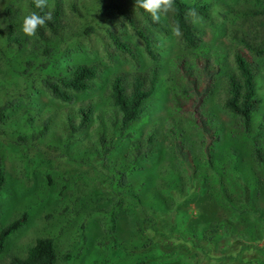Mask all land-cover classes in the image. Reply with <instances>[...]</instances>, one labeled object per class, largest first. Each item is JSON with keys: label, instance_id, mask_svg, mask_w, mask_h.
Instances as JSON below:
<instances>
[{"label": "rangeland", "instance_id": "rangeland-1", "mask_svg": "<svg viewBox=\"0 0 264 264\" xmlns=\"http://www.w3.org/2000/svg\"><path fill=\"white\" fill-rule=\"evenodd\" d=\"M55 1L48 0V11ZM106 1L59 0V33L42 27V36L37 31L36 37H28L22 23L33 12L30 0H0V108L5 106L0 117L5 178L0 228L24 212L28 216L7 240L0 263L11 255L24 256L39 237L53 240L57 264L127 261L128 254L113 253L107 244L111 236L149 256L157 250L144 249L153 233L143 210L153 207L164 210L157 221L163 230L174 232L167 241L186 249L163 264H264V168L253 156V142L264 149V57L243 45L264 44L256 0H199L210 4V17L203 21L197 16L194 25L202 42L194 51L178 41L166 16L159 23L151 20L152 25L142 18L136 1L117 0L151 34L159 54L158 90L129 126L142 151L147 136L153 135V154L135 163L109 88L115 73L137 68L109 45L101 27L111 24L108 17L139 53V69H148L152 61L125 18L116 11L100 12ZM6 5L13 8L11 21L3 13ZM9 22L18 43L7 38ZM87 23L95 31L82 35ZM237 51L250 55L263 98L248 137L240 119L224 105ZM184 59L182 65L192 66L191 72L179 65ZM94 62L102 66L98 78L88 91L73 93L70 102L54 98L42 84L48 74L69 75L68 66ZM185 86L192 94L184 92ZM87 103L93 104L92 120L72 132L69 119L77 124L78 109ZM45 123L48 130L42 134ZM120 170L126 173L125 185L140 190V203L120 195L122 184L111 183L110 174L119 179ZM252 208L258 213L244 211Z\"/></svg>", "mask_w": 264, "mask_h": 264}, {"label": "trees", "instance_id": "trees-1", "mask_svg": "<svg viewBox=\"0 0 264 264\" xmlns=\"http://www.w3.org/2000/svg\"><path fill=\"white\" fill-rule=\"evenodd\" d=\"M134 2L136 0H133ZM259 10L257 13L262 15V23L264 25V0H256ZM29 5L31 9L37 13L40 12L39 9L35 7L33 0H30ZM176 11L174 13H169L166 18L172 27L179 25L180 35H175L178 37V41L183 45L184 48L194 51L200 47L202 42L201 32L196 28L193 23V18L190 15L191 10H195L196 17H200L203 21L210 17L208 12L210 4L202 1L189 2L186 0H175ZM142 13V18L146 21H151L150 14L143 10L139 5ZM45 11H48L46 8ZM114 11L118 13L119 16L125 18L128 24L131 26L133 33L136 35L138 40H140L142 45V51L151 59L152 64L148 69H139L140 58L139 53L136 48L128 41L122 38L120 32L113 29L114 18L108 17L111 24H106V26H101L108 38L110 39V46L114 52L128 59L134 66L135 70L117 72L113 75L110 80L109 96L112 105L120 113V132H125V137L131 139V146L134 148L135 157L131 162L135 163L138 160H146L153 154V135L149 134L147 136V147L145 151L140 150V145L138 141L133 140V132L129 126L134 123L148 107V102L151 97L156 93L160 85L159 79V54L153 45V38L151 34L147 33L145 28L138 25L133 16L127 14L121 8V4L117 0H107L100 8L101 13L111 14ZM3 13L6 14L7 18L10 20L13 15V8L10 5L4 7ZM52 20L46 22L45 26L51 33L58 34L61 29V7L59 0L55 1V4L51 10ZM11 21V20H10ZM153 25V22H150ZM7 38L11 42L18 43V37L15 34V29L12 22L8 23ZM95 25L87 23L82 31V35H90L95 31ZM42 36V31L38 30ZM245 48L249 49L253 55L264 57V44H243ZM47 54L49 53V48H46ZM111 54V52H110ZM186 60L179 61V65L185 71L191 72L192 66L184 64ZM234 62L236 73L231 72L228 74V87L227 96L225 98L224 105L228 111L237 116L241 121V127L244 130V135L249 136L250 128L252 127L253 117L258 109L259 104L262 102L263 98L258 92V86H256V74L250 60V55L245 54L243 51H237L234 55ZM98 62L94 63H80L77 65L68 66L70 71L69 75H53L48 74L42 78V84L44 88L48 89L51 95L61 101L70 102L73 100V93H82L88 91L93 86V82L98 78L100 70L102 69L101 64ZM45 67V63L44 66ZM27 70V69H25ZM185 93L192 94V88L185 86L183 88ZM5 106L0 108V117H4L3 110ZM94 108L92 103H87L78 109V115L80 117L77 124L73 123L69 119V125L72 132H78L80 129L86 127L92 120ZM261 127H264V121L260 122ZM48 130V124L45 123L41 133H45ZM24 139V138H22ZM111 149V147H109ZM253 156L255 163L264 168V149L263 144L258 142H253ZM119 179H116L115 174H110L109 178L111 183L118 182L122 184L120 187V195L132 200V202L140 203L141 192H137L130 186H126V173L119 171ZM49 178V176H48ZM4 173L0 166V186L4 183ZM173 181H175L173 179ZM172 184V180L169 182ZM112 186L116 187L115 184ZM140 194V195H139ZM144 211L146 215V220L149 222L148 229L152 231V235H147L150 237V241L144 247V249H153L156 247L154 253L149 256H143L135 251V248L124 247L121 243L116 242L115 237L111 236L108 243L113 250V253L125 252L129 255L127 261H122L121 264H163L165 262L172 261L176 258V255H181L186 253V249L178 250L172 242H168L169 237L174 235V232H168L163 230L165 227L163 223L157 222L160 215L164 213L159 211L157 208L151 207L150 211ZM244 211L258 213L255 208L246 209ZM28 221V216L24 212L20 217L15 218L8 222L6 225L0 228V255L4 253L6 248L7 240L19 229H21ZM205 233V232H204ZM176 234V232H175ZM179 234V233H177ZM112 257L115 254H111ZM66 256L65 258H67ZM179 257V256H178ZM106 264L110 261L105 260ZM57 255L54 248V243L51 238L39 237L32 245H30L24 256L11 255L8 260L1 262L0 264H57Z\"/></svg>", "mask_w": 264, "mask_h": 264}, {"label": "clouds", "instance_id": "clouds-1", "mask_svg": "<svg viewBox=\"0 0 264 264\" xmlns=\"http://www.w3.org/2000/svg\"><path fill=\"white\" fill-rule=\"evenodd\" d=\"M33 2L40 12L33 11L23 19L22 31L28 37H36L38 29L44 27L46 22L53 18L50 11H45L48 7V0H33ZM136 4L149 13L151 20L155 23L161 22L162 17L176 11L175 0H136ZM190 15L193 23L198 22L194 9L190 11ZM173 34L180 35L179 25L173 29Z\"/></svg>", "mask_w": 264, "mask_h": 264}]
</instances>
